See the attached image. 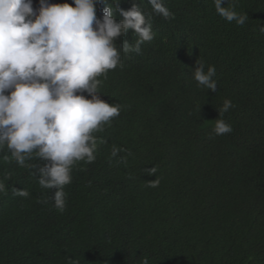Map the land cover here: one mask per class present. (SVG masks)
<instances>
[{"label": "trees", "instance_id": "trees-1", "mask_svg": "<svg viewBox=\"0 0 264 264\" xmlns=\"http://www.w3.org/2000/svg\"><path fill=\"white\" fill-rule=\"evenodd\" d=\"M197 1L163 0L175 18L152 15L164 36L182 34L187 53L169 55L160 41L164 68L108 73L102 99L122 111L96 134L95 162L74 167L63 213L40 202L48 193L34 169L0 152V264H264V0H238L248 21L220 30L197 26ZM199 58L215 66L218 98L191 94ZM228 88L260 96L224 113L233 131L216 136L223 101L246 106Z\"/></svg>", "mask_w": 264, "mask_h": 264}, {"label": "clouds", "instance_id": "clouds-1", "mask_svg": "<svg viewBox=\"0 0 264 264\" xmlns=\"http://www.w3.org/2000/svg\"><path fill=\"white\" fill-rule=\"evenodd\" d=\"M68 1L71 4L0 0V152L7 149L20 167L34 169L39 186L48 193L40 202H51L61 213L66 208L65 187L72 183L74 167L80 162H95L100 142L96 134L111 127L121 114L120 104L102 99L101 87L108 73L125 67L147 71L164 68L160 61L166 62L168 56L157 54L160 41L169 44V55L187 53V40L179 37L182 34L164 36L159 19L152 17L155 13L175 18L163 0ZM237 3L198 0L195 5H202L203 14L197 26L208 30H220L233 22L244 26L249 16L235 11ZM260 31L264 33V27ZM192 78L197 82L193 96L218 98L221 91L215 66L205 71L199 58ZM224 92L234 93L246 106L241 109L225 99L216 109V136L233 131L222 118L224 113L230 109L245 113L260 96L256 91L249 102L235 90ZM118 151L114 147L112 155ZM3 158L9 159L7 155ZM32 160L38 163H28ZM157 185L158 181L149 182L151 187ZM12 191L23 198L30 195L27 189ZM0 193L7 194L3 180ZM68 264L78 261L68 258ZM142 264H148L147 258Z\"/></svg>", "mask_w": 264, "mask_h": 264}]
</instances>
